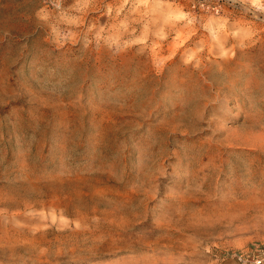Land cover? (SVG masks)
Instances as JSON below:
<instances>
[{"label":"rangeland","instance_id":"374dc122","mask_svg":"<svg viewBox=\"0 0 264 264\" xmlns=\"http://www.w3.org/2000/svg\"><path fill=\"white\" fill-rule=\"evenodd\" d=\"M0 264H264V0H0Z\"/></svg>","mask_w":264,"mask_h":264}]
</instances>
